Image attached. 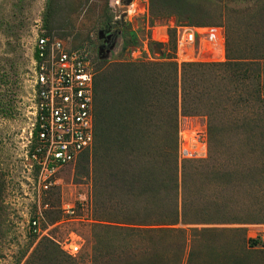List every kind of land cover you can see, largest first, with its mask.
<instances>
[{
	"label": "trees",
	"instance_id": "obj_1",
	"mask_svg": "<svg viewBox=\"0 0 264 264\" xmlns=\"http://www.w3.org/2000/svg\"><path fill=\"white\" fill-rule=\"evenodd\" d=\"M73 1L46 0V36L88 2ZM225 33L224 63L97 64L94 142L85 153L94 253L113 248L116 237L123 247L135 237L148 257L176 250L175 263L189 264L207 236L242 235L243 225L264 222V56L239 49L231 29ZM227 111L232 118L221 121ZM201 113L208 157L180 162L179 119ZM4 190L0 176V219ZM62 255L46 241L26 264H77Z\"/></svg>",
	"mask_w": 264,
	"mask_h": 264
},
{
	"label": "rangeland",
	"instance_id": "obj_2",
	"mask_svg": "<svg viewBox=\"0 0 264 264\" xmlns=\"http://www.w3.org/2000/svg\"><path fill=\"white\" fill-rule=\"evenodd\" d=\"M79 1L83 0L73 1L74 7ZM45 5L46 0H0V176L5 189L0 264H26L35 249L46 241L61 250L59 244L71 233L80 238L79 254L70 257L77 264H177L176 250H161L156 254L160 258L148 257L135 237L127 247L116 237L113 248L94 253L90 231L97 214L92 207L87 154L75 165L61 170L56 176L58 184L43 195L44 236H30L26 224L15 215L10 204H29L17 196L28 184L25 154L33 122L34 49L37 36L45 33ZM170 21L187 27L219 26L224 31L229 28L239 49L251 48L255 56H264V0H153L148 17L138 18L132 24L113 19L109 0H88L86 6L70 15L69 24L53 33L67 46L86 50L94 61L96 75L97 64L102 61H174L173 31H168L167 44L153 41V32L162 30ZM262 79L264 82V69ZM205 115L180 117L179 129L206 131ZM218 116L221 121L232 118L229 111L219 112ZM65 205L73 207L72 214L63 211ZM31 210L34 213L38 209L31 205ZM241 228L245 230L242 235L207 236L210 242L195 251L189 264H264V246L259 241L264 222ZM244 236L247 243L243 246L240 242ZM62 256L69 257L64 253Z\"/></svg>",
	"mask_w": 264,
	"mask_h": 264
},
{
	"label": "built area",
	"instance_id": "obj_3",
	"mask_svg": "<svg viewBox=\"0 0 264 264\" xmlns=\"http://www.w3.org/2000/svg\"><path fill=\"white\" fill-rule=\"evenodd\" d=\"M126 1L109 0L116 22L122 20L132 24L138 18L148 17L149 0H130L125 4ZM161 29L153 32V41L165 45L168 31H173L174 62L178 65L225 61L223 28L179 26L170 21ZM34 50L33 122L25 154L28 184L17 196L29 204L10 205L20 222L26 224L28 234L41 237L45 235L41 229L43 195L58 184L56 176L61 170L75 165L93 146L95 64L86 50L69 47L55 36L44 33L37 36ZM261 97L264 99V90ZM207 156L205 128L179 129L177 157L180 162L204 160ZM31 205L38 210L32 213ZM62 209L66 214L73 213L69 205ZM259 241L264 246V230ZM59 246L65 255L75 257L81 249L80 238L71 233Z\"/></svg>",
	"mask_w": 264,
	"mask_h": 264
},
{
	"label": "water",
	"instance_id": "obj_4",
	"mask_svg": "<svg viewBox=\"0 0 264 264\" xmlns=\"http://www.w3.org/2000/svg\"><path fill=\"white\" fill-rule=\"evenodd\" d=\"M129 1H130V0H127V1L125 2V4H129ZM159 45H160V44H159Z\"/></svg>",
	"mask_w": 264,
	"mask_h": 264
},
{
	"label": "flooded vegetation",
	"instance_id": "obj_5",
	"mask_svg": "<svg viewBox=\"0 0 264 264\" xmlns=\"http://www.w3.org/2000/svg\"><path fill=\"white\" fill-rule=\"evenodd\" d=\"M110 8V7H109ZM111 10V9H110Z\"/></svg>",
	"mask_w": 264,
	"mask_h": 264
}]
</instances>
